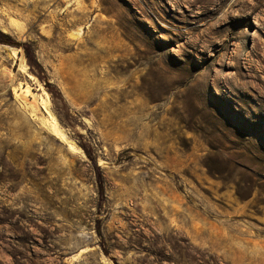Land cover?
Returning <instances> with one entry per match:
<instances>
[{
	"label": "rangeland",
	"instance_id": "rangeland-1",
	"mask_svg": "<svg viewBox=\"0 0 264 264\" xmlns=\"http://www.w3.org/2000/svg\"><path fill=\"white\" fill-rule=\"evenodd\" d=\"M0 264H264V0H0Z\"/></svg>",
	"mask_w": 264,
	"mask_h": 264
},
{
	"label": "bare ground",
	"instance_id": "bare-ground-1",
	"mask_svg": "<svg viewBox=\"0 0 264 264\" xmlns=\"http://www.w3.org/2000/svg\"><path fill=\"white\" fill-rule=\"evenodd\" d=\"M19 23V22H18ZM4 29V28H3ZM2 29V30H3ZM8 30H3V32L4 33H8L7 32ZM26 92L28 93V94H31L32 95V89H30V87L29 88H27L26 89ZM46 94V97L41 101V103L44 105V106H47L48 104H49V102H50V98H49V96H48V94L47 93H45ZM43 106V107H44ZM48 107V106H47ZM45 112L48 114V116H49V118H50V121H51V123H52V130H53V132H52V134H54V136H56V138L57 139H59V140H61V141H66L67 142V137L68 136H66V133H64V131H63V129H62V126H60L59 125V122H58V120H57V118L55 117V115L50 111V110H48V109H46L45 108ZM48 124V123H47ZM47 127V126H46ZM50 128V127H49ZM69 139V138H68ZM74 144L75 143H73V144H70L69 145V148H70V151L71 150H75L76 148H75V146H74ZM79 151V150H78ZM73 152V151H72ZM83 251H85V250H83Z\"/></svg>",
	"mask_w": 264,
	"mask_h": 264
}]
</instances>
